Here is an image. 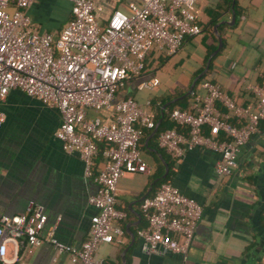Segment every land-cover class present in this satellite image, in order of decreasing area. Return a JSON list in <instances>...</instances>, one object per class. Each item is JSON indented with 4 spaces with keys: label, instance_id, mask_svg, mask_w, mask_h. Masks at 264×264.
<instances>
[{
    "label": "built area",
    "instance_id": "2783aa9c",
    "mask_svg": "<svg viewBox=\"0 0 264 264\" xmlns=\"http://www.w3.org/2000/svg\"><path fill=\"white\" fill-rule=\"evenodd\" d=\"M69 18L57 33L37 29L25 9L31 0H0V101L16 88L56 111L54 136L61 148L75 152L83 174L96 189L87 197L95 212L87 236L78 245L40 232L46 221L42 206L28 200L20 214H0V264H12L21 244L47 242L54 255L66 254L72 263L108 264L95 254L99 243L123 233L125 212L116 208V183L123 173H148L151 168L139 149L144 130L155 128L153 114L133 97L115 100L126 80L140 76L151 47L175 53L185 37L201 33L194 11L197 0H140L114 8L104 21L93 15L92 0H67ZM157 77L141 79L136 88L152 89ZM252 102L242 105L216 82L202 80L186 108L173 107L169 118L184 126L156 134V145L177 161L185 152L204 148L218 154L216 175L229 173L240 148L264 120V86L247 84ZM111 111L109 121L87 117V109ZM235 118L237 122H232ZM4 114L0 110V125ZM104 141L101 165L93 172L97 142ZM139 212L145 224L136 228L145 254L169 251L186 257L202 206L175 185L163 181L143 196ZM12 255L7 254V245Z\"/></svg>",
    "mask_w": 264,
    "mask_h": 264
},
{
    "label": "crops",
    "instance_id": "0c3cea01",
    "mask_svg": "<svg viewBox=\"0 0 264 264\" xmlns=\"http://www.w3.org/2000/svg\"><path fill=\"white\" fill-rule=\"evenodd\" d=\"M130 1L140 0H92V12L104 21L112 9H124ZM69 5L67 0H31L25 12L37 29L57 33L69 18ZM194 11L201 33L185 37L177 52L167 58L148 55L149 63L141 75L126 80L115 100L133 96L144 105L146 99L154 102L173 95L162 108L181 99L192 79L210 64L208 76L221 89L239 104L252 102V93L245 86H264V0H197ZM217 37L222 47L211 55ZM151 77L158 79L155 87L136 88L141 79ZM0 110L4 114L0 125V214L23 213L27 201L33 200L47 216L42 238L51 233L65 243L80 244L95 212L87 197L95 191L96 182L83 174L78 155L63 150L54 136L59 122L56 111L16 88L5 94ZM156 112L152 105L151 113L155 116ZM86 116H99L107 122L111 111L89 108ZM155 129L144 130L140 139L144 146H139L151 171L123 173L116 183L115 206L125 212L124 231L118 239L99 243L95 254L108 264H264V120L240 148L236 165L227 174L216 175L213 165L218 154L200 147L172 164L169 182L202 206L184 259L169 251L145 254L135 235L136 228L145 224L139 202L157 187L153 182L158 168L155 157H159L146 144L147 140L156 143ZM101 160V156L95 158L93 172ZM166 171L164 166L163 174ZM12 253L8 244L7 254ZM12 264L78 263L70 262L66 254L54 255L51 246L42 241L35 246L21 244Z\"/></svg>",
    "mask_w": 264,
    "mask_h": 264
},
{
    "label": "trees",
    "instance_id": "16d2710c",
    "mask_svg": "<svg viewBox=\"0 0 264 264\" xmlns=\"http://www.w3.org/2000/svg\"><path fill=\"white\" fill-rule=\"evenodd\" d=\"M233 10L235 12H237V10L235 9V4H233ZM198 22V21H197ZM214 46H211L210 50L213 49ZM222 47V45H221ZM177 52V51H176ZM175 52V53H176ZM173 53V54H175ZM156 58L162 56L164 58H167L171 55H165L163 54L161 51H159L157 48H155L154 46L150 48V50L148 51V53L146 54V56L144 57V60H143V64H144V67H143V70L144 68L147 66V64L149 63V60L147 59L148 58V55H151ZM209 67H210V64L208 65L207 69L205 70L204 73H202L194 82V85L192 86V93L196 90V86L202 81V80H209V81H212V82H215L213 81V79H211L209 76H208V70H209ZM192 93H189L185 96H183L181 99L179 100H176V101H173V102H170L169 104H167L166 106L162 107L161 108V105L166 101L168 100L169 98H171L173 95H167V96H161V97H157L158 100H155L154 102H152L150 99L149 100V103L146 105L145 107V110L148 111V112H151V106L152 105H155L156 106V109H157V112H156V115L154 116L153 115V118L155 120V122L159 119L157 125H156V129H155V133L153 136L156 137V134L158 131H160L161 129H165V128H169V127H173L175 128L177 131H181L183 132L184 131V126L181 125V124H176L174 123L168 116V112L169 110H171L173 107H179V108H186L190 102L192 101ZM133 97V96H131ZM134 98V97H133ZM234 99V98H233ZM230 120L232 122H237V120L235 118H230ZM262 120H260L259 122H261ZM146 144L150 147L153 148V150L155 151V153L158 155L159 158H156L155 159L157 160L158 162V168H157V172L155 173L154 175V182L153 184L157 185L163 181H166V182H169L168 180V175L170 173V169L172 168V164L175 162V160L171 157H169L161 148H159L156 143H151L149 140H147ZM106 145V142L104 141H100V142H97V154H96V157L97 158L98 156H100V151L101 149ZM139 146H144V143H142L140 140H139V143H138ZM95 161V160H94ZM164 166L167 168V171L163 174V170H164Z\"/></svg>",
    "mask_w": 264,
    "mask_h": 264
},
{
    "label": "water",
    "instance_id": "95a60500",
    "mask_svg": "<svg viewBox=\"0 0 264 264\" xmlns=\"http://www.w3.org/2000/svg\"><path fill=\"white\" fill-rule=\"evenodd\" d=\"M217 39H218L217 46H216V48L211 52V55H212L213 53H215V52L217 51V49L220 47V45H221V40H220V38L217 37ZM204 69H205V68H204ZM195 79H196V77L192 79V81H191V83H190V85H189L187 91H186L185 93H183L180 97L185 96V95H187V94H189V93L191 92V90H192V86H193V83H194V80H195ZM167 103H168V102H167ZM167 103H165L164 105H166Z\"/></svg>",
    "mask_w": 264,
    "mask_h": 264
}]
</instances>
